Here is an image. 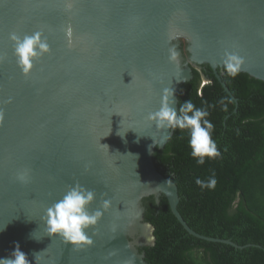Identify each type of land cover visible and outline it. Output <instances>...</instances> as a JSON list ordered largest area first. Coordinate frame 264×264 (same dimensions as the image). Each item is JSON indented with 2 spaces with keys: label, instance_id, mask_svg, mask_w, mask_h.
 <instances>
[{
  "label": "water",
  "instance_id": "1",
  "mask_svg": "<svg viewBox=\"0 0 264 264\" xmlns=\"http://www.w3.org/2000/svg\"><path fill=\"white\" fill-rule=\"evenodd\" d=\"M35 32L50 50L24 74L10 34ZM172 46L178 62L168 58ZM226 51L244 58L241 72L264 81V0H0V258L18 243L30 264H147L137 234L153 229L142 205L149 194L156 203L163 194L190 234L241 247L184 221L175 183L152 158L173 129L147 120L165 88L178 110L190 66L206 63L221 80ZM76 183L95 190L90 210L110 201L88 230L92 243L79 247L49 236L44 220Z\"/></svg>",
  "mask_w": 264,
  "mask_h": 264
},
{
  "label": "trees",
  "instance_id": "2",
  "mask_svg": "<svg viewBox=\"0 0 264 264\" xmlns=\"http://www.w3.org/2000/svg\"><path fill=\"white\" fill-rule=\"evenodd\" d=\"M189 66V64H188ZM191 77L180 84L178 109L190 99L206 107L214 125L212 139L221 155L197 164L191 155L188 129H173L168 141L154 149L157 171L177 187V210L189 227L229 243L210 241L187 232L161 194L142 198L144 219L153 225L152 245L140 244L147 264H264V81L245 72L221 80L208 64L201 72L208 79L199 87L200 71L190 66ZM215 173L214 189L201 188L196 179Z\"/></svg>",
  "mask_w": 264,
  "mask_h": 264
},
{
  "label": "clouds",
  "instance_id": "3",
  "mask_svg": "<svg viewBox=\"0 0 264 264\" xmlns=\"http://www.w3.org/2000/svg\"><path fill=\"white\" fill-rule=\"evenodd\" d=\"M68 35L69 37L71 36L70 29ZM10 39L14 42V54L17 57V64L24 74L30 72L35 58L43 56L50 50L47 39L42 37L40 32L24 35L23 37L12 33L10 34ZM178 57L179 53L176 51L175 46L170 47L169 60L178 62ZM244 62V58L238 53L226 51L222 58L223 66L218 68V71L219 73L220 71L223 72L224 68L225 72L234 78L242 70ZM199 69L198 71H200L201 75L200 84L202 86L208 82V79L201 72V65ZM203 80L207 82H203ZM200 84L199 87H201ZM175 103L174 90L165 88L160 107L154 112H150L147 120L154 122L159 129H188L190 132L188 143L191 148V155L196 158L197 164H203L205 157H219L221 153L216 142L212 139L214 125L210 120L206 119L209 115L207 108L196 107L188 99L183 101L177 110L174 106ZM18 179L22 182L27 181V171L19 173ZM216 183L214 172L206 181L199 178L196 179V184L201 188L214 189ZM95 198L96 192L93 189L86 188L79 183L69 186L65 194L45 210L44 220L49 236H59L65 243L78 247L90 245L92 238L88 230L96 225L102 217V210H107L110 206V201L105 199L102 201L100 208L90 210L89 205ZM2 230L3 228H0V231ZM153 230L154 228L151 230L150 236L144 235V238H140L137 234V246L140 244L152 245L154 242ZM149 240H151L150 243ZM39 254L40 252L33 253L35 262L39 260ZM139 254L144 259V254ZM0 264H30V261L27 258V254L20 249L17 243L10 257L0 258Z\"/></svg>",
  "mask_w": 264,
  "mask_h": 264
},
{
  "label": "rangeland",
  "instance_id": "4",
  "mask_svg": "<svg viewBox=\"0 0 264 264\" xmlns=\"http://www.w3.org/2000/svg\"><path fill=\"white\" fill-rule=\"evenodd\" d=\"M189 43L187 42V40H184L182 43H181V47H180V50H181V57L184 61V63L187 65L188 64V57H189ZM198 70H200L198 68ZM203 82H207L206 80H203ZM202 83V82H201ZM201 86V84H200Z\"/></svg>",
  "mask_w": 264,
  "mask_h": 264
},
{
  "label": "flooded vegetation",
  "instance_id": "5",
  "mask_svg": "<svg viewBox=\"0 0 264 264\" xmlns=\"http://www.w3.org/2000/svg\"><path fill=\"white\" fill-rule=\"evenodd\" d=\"M221 70V69H220ZM223 74V72L220 73V76Z\"/></svg>",
  "mask_w": 264,
  "mask_h": 264
}]
</instances>
